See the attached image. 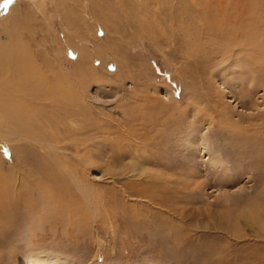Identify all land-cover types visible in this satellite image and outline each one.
I'll list each match as a JSON object with an SVG mask.
<instances>
[{"label": "rangeland", "instance_id": "374dc122", "mask_svg": "<svg viewBox=\"0 0 264 264\" xmlns=\"http://www.w3.org/2000/svg\"><path fill=\"white\" fill-rule=\"evenodd\" d=\"M180 1L0 0V45L20 43L47 88L12 93L30 133L0 120V209L33 214L0 216V264H227L231 243L264 257L247 213L264 191L249 168L264 155V1L228 0L216 20ZM45 150L79 221L39 197Z\"/></svg>", "mask_w": 264, "mask_h": 264}, {"label": "bare ground", "instance_id": "6f19581e", "mask_svg": "<svg viewBox=\"0 0 264 264\" xmlns=\"http://www.w3.org/2000/svg\"><path fill=\"white\" fill-rule=\"evenodd\" d=\"M184 1L185 0H181L180 2L185 4ZM192 1H193L192 4L195 8V9H193L194 10L193 13L195 11H197V15H199L200 17L203 15H206V17H209V19H215V20H216V17H220L222 19L221 15H223L226 11H228L227 7H229V5L231 6V4H232V2L228 1V0H220V2H217V0H216V1H212V7H210L211 3L209 0H192ZM203 4H205V6L207 8H201V6H203ZM233 5H234V3H233ZM190 7H192V6H190ZM215 7H218L216 11L213 10ZM208 14H209V16H208ZM17 19H18V15L16 12L11 13V15L7 16L6 19L4 18V22L6 24L5 29L7 32H8V30L10 31V28L12 26H14L15 23H17ZM216 25H218V27H220V23H217ZM215 26H214V28H215ZM7 27H10V28L7 29ZM218 27H217V29H218ZM246 38L244 39L246 44L251 45L249 38H247V39ZM18 44H20V43H18ZM18 44L15 42L11 43L10 46L8 47V49L3 48V45L2 46L0 45V116L3 117V118L1 117L2 119H0V120L3 122L10 123L14 129H17L20 131H25L28 133L29 132L28 130H30L29 126H31L32 115H29V113H31V112L29 111L26 103H24V102H23V104L26 105L25 108L28 111L23 112V114L21 113V105L22 104H20L21 101L19 98H20V96L22 98L25 95H27V96L32 95L33 96L34 94H36V97H38V98H40L41 96H42V98H44V95L46 97L47 88H44V87L41 88V86H44L46 84L45 79L41 75L37 74L38 72H36V70L34 69V67H33L34 64L29 59V55L27 54V52H24L23 47L21 45H18ZM234 44L239 45V42H235ZM209 54L210 53H207V55H209ZM28 65H30V66H28ZM81 69H82V67H81ZM37 88H39L41 90L40 93H39V91L36 92V90H39ZM14 92L20 96H18V98H14V96L12 94ZM46 99H47V97H46ZM83 111H85V110H83ZM216 111H217L218 115L221 113L218 110H216ZM81 114H82V116L84 115L83 112ZM221 115H222V113H221ZM225 115H227V116H225V118H226L225 120H229V122H230L231 121L229 119L230 116L228 115L227 112ZM84 118H86V117H84ZM31 131H32V129H31ZM46 133H48V132L46 131ZM47 135H49V133L45 134L44 136H47ZM49 137L52 138L51 135H49ZM262 144H263L262 146L264 148V143H262ZM45 148H47V147H45ZM45 152H46V150H45ZM48 152H49V150L46 152V156L40 154L41 159H39V162H40V167H41V173H40L39 177L37 178V182H36L37 186L41 190V191L39 190L40 191L39 197H40V199H44V200L48 199L49 201H52L53 203H55V205L58 206V207H56L57 209H52V212H55L57 214V215L53 214L54 216L55 215L57 216V219H60V220L69 219V221H68L69 223L79 221L78 218H80L84 215V210H86V209H61L63 207L65 208V207H69V206H71L72 208H78V207L83 208V204L77 205V202H76L77 199H73V197H71L72 193H70L71 190L69 189V186L67 184L69 182L67 180L68 178H66V175H64L65 172L63 171L64 172V174H63L62 171L61 172L56 171L57 169H55L54 165L52 163H50L51 161H49V158H51V157H50V154ZM52 157H53V155H52ZM59 165L60 164H58V166ZM249 168L252 172L254 170H258V168H259L260 173L259 172L258 173L261 174V176L264 178V155L260 156L259 158H256L255 161L253 160L252 162H250ZM251 171H249V172H251ZM71 181L76 182L74 180V178ZM77 184L79 185V183H77ZM78 185H77V187H78ZM71 187H72V185H71ZM74 187H76V186H74ZM1 188L2 187H1V183H0V190H1ZM3 190H5V189H3ZM79 190H81V189H79ZM154 190L159 191L157 186H154ZM260 191H262V189H260ZM77 192H79V191H77ZM79 194H81V192H79ZM172 195H175L174 192L172 193ZM14 197H16V196H14ZM3 198H4V196H3ZM19 198L21 199V196H19ZM6 199L8 200V198H6ZM2 201H4V200L2 199ZM59 202H63L64 205L62 203H61V205H59ZM19 203H20V201H19ZM248 206L249 207L247 208L248 209L247 213H248V215L251 216L252 222H255L257 225L264 227V219H263L264 218V215H263V212H264V191L260 195V202L252 203ZM11 210L13 211V209H11ZM22 210H23V212H22ZM30 210L29 209H20V211L22 213H20L18 211H17L18 213H14L16 211H13V213H12L10 211V209H0V216L2 217L3 220L6 216L11 215V218H12L14 216L18 217L19 214H20L19 216H24V218H25L30 213L32 214V211H30ZM32 210L37 211V209H32ZM240 212H244V210L243 211L241 210ZM236 218H239V215H238V217L236 216ZM224 231H225V228H223V230L221 228L220 232H224ZM232 232H233V229H229V233H227V234H228V237L233 239L232 235L234 232L233 233ZM240 244L250 245V243H248V242L246 243V242H242V241L240 242ZM261 247H262V245L259 248H261ZM232 248H234V249H232ZM243 248H245V247H243ZM222 251L224 252L225 259H227V264H248L249 263L248 259H246L245 258L246 256H243V255L254 256L251 254L252 253L251 251H248V249L247 250L240 249L239 246L236 245L235 243L234 244L231 243L230 245L224 246ZM241 251H243V252H241ZM255 255L256 256L254 258H255V260H258V262L254 263V264H257V263L262 262L264 260V257L261 259L260 257H258V255L256 253H255ZM259 256H260V254H259ZM244 259H246V260L242 261ZM237 261H242V262L238 263Z\"/></svg>", "mask_w": 264, "mask_h": 264}, {"label": "snow or ice", "instance_id": "6c2138e0", "mask_svg": "<svg viewBox=\"0 0 264 264\" xmlns=\"http://www.w3.org/2000/svg\"><path fill=\"white\" fill-rule=\"evenodd\" d=\"M8 2H10V0H5V3H8Z\"/></svg>", "mask_w": 264, "mask_h": 264}]
</instances>
